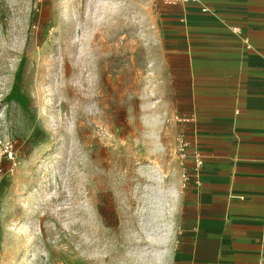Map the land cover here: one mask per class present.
<instances>
[{"label":"rangeland","instance_id":"obj_1","mask_svg":"<svg viewBox=\"0 0 264 264\" xmlns=\"http://www.w3.org/2000/svg\"><path fill=\"white\" fill-rule=\"evenodd\" d=\"M169 6L0 0V264L174 263Z\"/></svg>","mask_w":264,"mask_h":264},{"label":"crops","instance_id":"obj_2","mask_svg":"<svg viewBox=\"0 0 264 264\" xmlns=\"http://www.w3.org/2000/svg\"><path fill=\"white\" fill-rule=\"evenodd\" d=\"M165 15L164 101L204 156L198 177L186 161L173 264H264V0Z\"/></svg>","mask_w":264,"mask_h":264},{"label":"built area","instance_id":"obj_3","mask_svg":"<svg viewBox=\"0 0 264 264\" xmlns=\"http://www.w3.org/2000/svg\"><path fill=\"white\" fill-rule=\"evenodd\" d=\"M165 4H180L185 5L187 3L196 2L200 3L201 0H162ZM203 11L209 10L207 6H202ZM178 159L184 163L187 161L190 157L193 158V173L196 177L199 176L200 169L204 165V156L201 153V151L196 147H192V142L186 138L185 135H181L178 138L176 149ZM2 259V249L0 247V261Z\"/></svg>","mask_w":264,"mask_h":264}]
</instances>
